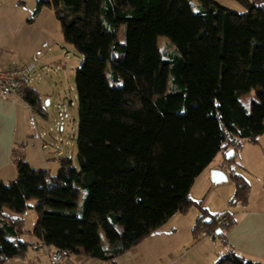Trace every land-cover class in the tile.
<instances>
[{
  "label": "trees",
  "instance_id": "trees-1",
  "mask_svg": "<svg viewBox=\"0 0 264 264\" xmlns=\"http://www.w3.org/2000/svg\"><path fill=\"white\" fill-rule=\"evenodd\" d=\"M191 1H38L35 12L52 8L84 56L76 74L79 163L61 155L54 175L15 150L17 176L0 180V264L27 258L35 243L24 232L64 257L115 264L174 214L199 205L191 189L220 152L234 150L233 164L245 141L264 133V0H237L243 12L209 0L194 12ZM159 35L170 38L171 57L162 56ZM252 89L248 108L241 95ZM23 91L45 115L40 91ZM229 176L232 204H246L249 181L232 168ZM33 199L38 218L26 230L22 215ZM234 223L227 212L205 213L193 234L216 237ZM217 264L262 263L232 253Z\"/></svg>",
  "mask_w": 264,
  "mask_h": 264
},
{
  "label": "crops",
  "instance_id": "crops-1",
  "mask_svg": "<svg viewBox=\"0 0 264 264\" xmlns=\"http://www.w3.org/2000/svg\"><path fill=\"white\" fill-rule=\"evenodd\" d=\"M118 31H122L123 35L124 27H118ZM6 33L1 23L0 64L33 61L39 43L33 46L30 44L31 50L22 53L21 58L13 57L11 51L17 50L18 47L11 43L13 38L6 36ZM4 49H8L7 54ZM28 115L29 110L23 103L13 104L0 96V180L8 182L16 178V149L20 150L25 160L33 167L52 172L51 164L47 163L50 157L44 151L46 145L38 143L37 139L32 138L33 134H30ZM226 154L227 152H220L196 178L190 197L200 206L194 205L186 213L177 212L163 226L125 253L124 256L131 257V264H217L223 257L232 253L264 264V188L259 196L252 198V184L249 178L243 175L244 169L253 174L264 166V133L258 137L257 142L245 141L235 163H228ZM60 155L62 152H59ZM56 163L57 167L58 163L60 167L59 157ZM230 168L243 175L250 183L248 202L237 205L234 212L225 210L226 203L231 202L235 194L231 185L233 183L235 186V183L229 176ZM213 169L224 170L228 175L227 180L214 182L211 173ZM213 203H220V206H213ZM223 212L233 215L235 223L231 228L219 232V237L204 234L195 238L193 229L200 217L205 213L218 215ZM31 242H34L35 246L29 250L27 258H11L3 264H49V252L43 242L39 238L38 241ZM132 255L137 256L132 258ZM64 261L68 264H112L85 254H65Z\"/></svg>",
  "mask_w": 264,
  "mask_h": 264
},
{
  "label": "rangeland",
  "instance_id": "rangeland-1",
  "mask_svg": "<svg viewBox=\"0 0 264 264\" xmlns=\"http://www.w3.org/2000/svg\"><path fill=\"white\" fill-rule=\"evenodd\" d=\"M38 1L0 0V24L2 23L4 31H7L6 36L10 35V38H13L11 43L13 45L16 44L18 47L17 50L11 51L13 57L19 56L18 58H21L20 56H23L21 55L22 53L29 52L32 48L30 44L33 46L39 43L38 48H41L43 42H47L52 47L50 50L44 49L45 56L36 62L37 67L32 73L33 80L31 85L41 92L46 113L43 115L37 112L38 130L41 134H45L40 140L37 139L36 141L46 145L44 151L50 157L47 163L51 164V173L55 175L59 168V163L58 167L56 163L58 157L61 156H59V152H62L63 156L72 158L76 166L79 163L76 144L78 132L76 74L84 56L73 44L65 40L61 23L52 8L45 7L40 13L35 12ZM209 1L239 12L245 11V7L237 0ZM191 2L194 12H198L201 6H205L201 0H192ZM117 33L118 37L123 39L122 31ZM158 45L162 56L165 58L171 57L176 52L170 38L166 35H159ZM4 50L7 54L8 49ZM36 73L38 75H35ZM170 86L171 83H169ZM252 97H257L255 89L241 95L242 101L248 108H251L249 99ZM30 134L32 135L31 132ZM32 136V138L36 139L34 135ZM243 172V175L247 179L249 178L248 180L252 184L251 197L259 196L264 188V166L259 172L256 171L253 174L248 173L246 169ZM231 185L235 191L234 184L232 183ZM36 202V199L31 200L29 202L31 207L22 215L26 230H32L34 227L32 222L37 221ZM213 204V206H220V203ZM237 205L240 204L227 202L225 210L234 212ZM7 212L12 214V216L17 215L9 210ZM100 233L106 242L104 230L101 229ZM218 237L217 240L219 241ZM21 238L27 241H38V236L32 234V232H24ZM136 256L132 255V258H136ZM115 261L117 264H131L132 259L130 256L123 255Z\"/></svg>",
  "mask_w": 264,
  "mask_h": 264
},
{
  "label": "built area",
  "instance_id": "built-area-1",
  "mask_svg": "<svg viewBox=\"0 0 264 264\" xmlns=\"http://www.w3.org/2000/svg\"><path fill=\"white\" fill-rule=\"evenodd\" d=\"M44 49H52L48 43H43L41 48L35 51V58L33 61L22 60L20 62L12 61L8 65L0 64V96L13 104L23 103L29 110L28 125L29 130L36 139H41L43 134L38 130L37 111L34 110L24 100V87L31 85L33 80V72L36 68V62L44 57ZM218 225H226V217L223 216L218 219ZM49 264H68L64 261V252L61 249L50 250Z\"/></svg>",
  "mask_w": 264,
  "mask_h": 264
},
{
  "label": "water",
  "instance_id": "water-1",
  "mask_svg": "<svg viewBox=\"0 0 264 264\" xmlns=\"http://www.w3.org/2000/svg\"><path fill=\"white\" fill-rule=\"evenodd\" d=\"M234 154H235L234 150L231 149L227 152L226 157L228 159H230L234 156ZM211 173H212V180L214 182H217V183L222 182V181H226L228 178L227 173L222 169H213ZM203 221L205 223H211L212 219L210 217H207ZM221 231H222V229H218L217 232L219 233Z\"/></svg>",
  "mask_w": 264,
  "mask_h": 264
}]
</instances>
